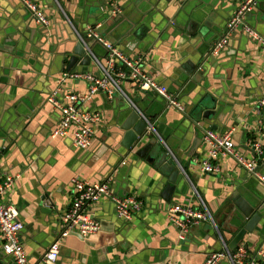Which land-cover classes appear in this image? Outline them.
<instances>
[{
	"label": "crops",
	"instance_id": "obj_1",
	"mask_svg": "<svg viewBox=\"0 0 264 264\" xmlns=\"http://www.w3.org/2000/svg\"><path fill=\"white\" fill-rule=\"evenodd\" d=\"M32 1L44 10L48 28L39 27L19 0H0V171L19 177L3 201L15 208L24 225L20 240L30 264H41L57 242L61 249L55 264H205L221 251L223 241L229 245L234 238L228 232L233 200L258 207L264 203V187L233 159H220L221 171L214 175L202 174L196 163L208 157L204 133L215 125L218 134L234 132L243 155L253 156L249 141L264 145V108L258 106L264 92V50L241 29L217 58L211 55L239 0ZM112 3L121 8L118 17L111 15ZM247 24L264 37V0ZM96 27L129 58H141L144 72L177 95L187 113L167 108L156 95L126 81L127 98L99 93L86 105L102 114L89 150L74 149L69 139H52L59 117L48 97L69 73L79 35ZM93 51L106 57L99 45ZM190 63L205 68L191 73ZM91 71L78 64L71 72ZM65 88L86 93L89 84L70 80ZM129 101L155 124L181 167L170 205L162 199L168 176L148 162L150 151L142 159L121 146L119 118L131 110ZM212 101L223 105L222 119H197L199 111L214 106ZM260 168L264 174V160ZM76 177L91 182L112 178L118 198L136 196L144 208L125 222L104 199L88 211L102 224L98 235L62 238L61 217L72 203ZM195 192L213 214L217 229L204 223L180 241L167 211L176 204L198 207ZM263 242L264 220L242 246L255 255ZM0 264H14L1 248Z\"/></svg>",
	"mask_w": 264,
	"mask_h": 264
},
{
	"label": "built area",
	"instance_id": "obj_2",
	"mask_svg": "<svg viewBox=\"0 0 264 264\" xmlns=\"http://www.w3.org/2000/svg\"><path fill=\"white\" fill-rule=\"evenodd\" d=\"M19 1L33 16L39 27L48 28L50 22L44 10L32 0ZM259 1L239 0L240 4L235 15L227 24L224 35L213 48L211 53L213 57L217 58L228 46L234 34L241 29L264 50V37L247 24L248 16L255 10ZM111 5V15L118 17L122 13L121 8L115 3ZM79 41L91 56L96 69L86 73H65L57 88L48 97L47 102L59 117L52 139H69L74 149L89 150L93 146L98 126L102 124V114L85 109L86 105L99 93L106 94L110 99L115 95L127 98L123 90V83L126 81L135 84L141 92L157 94L167 104V108L175 109L182 114L187 113L177 95L171 94L165 86L144 72L141 58H129L102 36L100 27L87 29L83 35H79ZM94 45H99L106 51L105 58L98 56L93 51ZM70 80L87 82L89 84L88 92L79 93L66 89L65 84ZM128 105L137 109L131 101ZM258 106L264 108V92L258 101ZM140 114L150 125L148 133L154 134L166 148L168 156L177 162L160 134L152 128L151 125L154 123L144 114ZM233 134V131L226 134H218L213 130L205 131L204 144L208 147V157L196 161L201 173L204 175L218 174L221 171L219 160L231 158L250 178L264 187V174L260 168L264 160V145L261 141H249L248 147L254 155L252 157L243 155L238 152L235 146ZM18 178V176L0 171V248L12 258L14 264H30L24 244L20 240L24 225L15 208L3 201V197L14 186ZM195 196L199 201L198 207L176 204L168 208L167 218L171 226L177 230L180 241H185L186 236L194 227L204 223H209L217 229L215 219L207 204L196 192ZM104 199H108L114 204L118 218L125 222H131L135 213L141 212L144 208L143 201L136 196L118 198L113 191L112 178L102 182H91L76 177L72 180V203L61 217V237L67 238L72 234H78L83 238H90L98 235L102 230V224L93 219L88 211ZM60 249L59 242L53 244L41 264L57 263ZM221 263L264 264V242L255 255H251L243 246L236 251H231L223 241L221 251L211 254L205 264Z\"/></svg>",
	"mask_w": 264,
	"mask_h": 264
},
{
	"label": "water",
	"instance_id": "obj_3",
	"mask_svg": "<svg viewBox=\"0 0 264 264\" xmlns=\"http://www.w3.org/2000/svg\"><path fill=\"white\" fill-rule=\"evenodd\" d=\"M71 53L72 57L68 64V72H71L78 64L83 67H92L95 71L96 68L92 58L80 41H75ZM189 65L191 67V73H197L198 71L202 72V69L205 68V64L201 63H198V65L196 64L198 68L193 63ZM192 82H195V79H192ZM152 94L156 95L164 102L160 96L155 93ZM212 103L214 106L211 108L204 106L207 107V109L204 112L199 111V113H197V119L208 122L214 117L222 119V116L225 114L223 105L221 103L216 104L214 101H212ZM164 104L167 106L165 102ZM140 113L138 109L131 108L128 114L121 116L119 118V131L117 134L122 138L121 146L129 153L134 152L137 157L144 159L146 154L150 151L151 154L148 158V162L155 165L156 168H159L162 174L168 176V184L162 195V199L166 204L170 205L182 171L179 165L177 166V162L174 159L168 158L167 150L158 138L154 136V134L148 133L150 125L142 118ZM151 126L154 131L159 132L155 124ZM212 130L216 132L217 126L215 125ZM226 133L227 130L224 131V134ZM251 152L254 155L252 150ZM236 199L237 197L233 200V207H231L228 212L230 216V227H228V232L234 234L233 240L228 245L231 251L239 249L242 244H244L246 237L254 234L255 230L263 224L264 220L263 202H261L263 204L258 207V205H252L241 198Z\"/></svg>",
	"mask_w": 264,
	"mask_h": 264
}]
</instances>
